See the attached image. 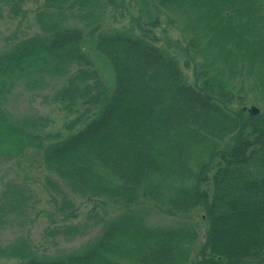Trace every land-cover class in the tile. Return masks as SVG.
Segmentation results:
<instances>
[{"label": "rangeland", "instance_id": "rangeland-1", "mask_svg": "<svg viewBox=\"0 0 264 264\" xmlns=\"http://www.w3.org/2000/svg\"><path fill=\"white\" fill-rule=\"evenodd\" d=\"M49 23L76 32L80 48L6 67L20 43L56 32ZM118 31L158 51L146 74L157 92L178 75L210 97L208 128L196 135L155 106V120L129 118L126 146L111 134L62 146L100 112L91 84L111 87L115 68L96 39ZM250 107L264 121V0H0V264H264V213L239 210L246 218L221 234L228 203L211 202L238 144L264 179V135L245 128L238 142L237 128L213 125ZM248 168L244 179L257 178Z\"/></svg>", "mask_w": 264, "mask_h": 264}, {"label": "trees", "instance_id": "trees-1", "mask_svg": "<svg viewBox=\"0 0 264 264\" xmlns=\"http://www.w3.org/2000/svg\"><path fill=\"white\" fill-rule=\"evenodd\" d=\"M50 1L59 0H46V3L48 4ZM47 26L50 29H56V32L42 43L35 40L20 43L13 49V55L6 67H10L12 64L19 65L27 58L29 60L34 57L35 53L57 56L60 50L74 49L77 51L80 48L79 38L73 30L55 28V25L51 23ZM95 47L101 51V54L109 56L113 60V67L115 68L112 72L113 81L109 88L103 87L100 79L96 80V84H91L99 94L100 99L102 98L105 101H102V107L94 121L74 136L61 141L63 147L84 144L89 140H100L109 134H111L112 144L126 146L130 144L128 140L131 139L130 136L133 133L130 131L133 124L131 125L129 118L135 119V117H138L139 120L140 117H148L149 119L152 117L155 120V112L152 111L155 106L161 108L169 120L177 121L179 124L188 127L189 130L190 128L194 129V134L196 135L199 130L208 128L207 125L211 122V119L217 116L219 109L215 108L216 106L215 104L213 105L210 97L198 93L193 87L184 85L185 83L180 85V81L183 80L179 79L178 75H176L175 79L172 77L173 82L170 89L174 87L173 90L167 91V93H163L162 90L157 92L155 84L153 85V82L146 77V74L149 76L154 74L155 56L158 54V51L149 42L140 38H125L118 31L113 32L110 36H98ZM40 49L41 51L38 52ZM171 66L170 64L166 66L163 64L165 69L172 70ZM242 112H244L243 109ZM223 116L222 122L219 121V124H217L214 121L213 125L217 127L227 124L226 127L230 129L237 128L238 142L245 128H249L254 134L264 135V121L258 116L249 115L247 118H243L242 113L232 115L227 112H224ZM188 135H190V132ZM238 145V148L234 150L236 159L231 161L232 164L229 162V168H224L225 177L218 181L217 185H221L223 188H218V193L215 192L211 200V202L218 201L220 203L222 202L221 197L228 203L226 205L230 212L218 216L220 219L217 225L221 229L218 232L221 234H229L234 230L233 226L227 227L226 220L235 219L236 221V219L242 220L246 218L238 212L239 210L245 212L247 214L245 216H253L255 218L264 213V179H260L262 176H259L262 173L261 165L255 157L250 161L242 152L237 154V150L240 148V144ZM259 153L261 157L264 155V145L261 146ZM261 157L257 158L260 159ZM246 160H248L247 163L245 162ZM251 165L255 168L257 178L244 179V176L247 177L246 175L251 177L249 171L252 172V170L248 168ZM233 168H235V172L231 171ZM240 176L243 177L240 178ZM226 177L230 179L227 182L224 180L227 179ZM120 178L124 180L130 179L126 174H121ZM241 179H244V181H241ZM100 180L107 184H112L109 177H100ZM109 186L112 187L111 185ZM147 187L155 190V183H149ZM225 187L231 188L234 191V195L226 191ZM248 194L250 197L247 196ZM252 197L260 199V207H248L252 204L250 201ZM213 206L210 207V210H213ZM237 231L239 232L240 228ZM120 238L121 236H119ZM96 244L93 243L91 246ZM101 252L99 250L94 253L98 261L99 253L105 254V257L108 258V253ZM42 264L45 263L43 262Z\"/></svg>", "mask_w": 264, "mask_h": 264}, {"label": "water", "instance_id": "water-1", "mask_svg": "<svg viewBox=\"0 0 264 264\" xmlns=\"http://www.w3.org/2000/svg\"><path fill=\"white\" fill-rule=\"evenodd\" d=\"M243 111L245 112H248V114L250 115V116H257L258 115V113H259V111H258V109L257 108H255V107H250V108H243Z\"/></svg>", "mask_w": 264, "mask_h": 264}]
</instances>
